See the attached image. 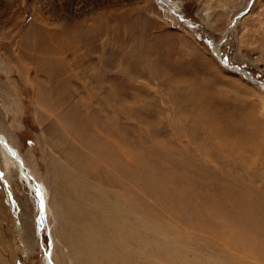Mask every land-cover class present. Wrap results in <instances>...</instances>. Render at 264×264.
Returning a JSON list of instances; mask_svg holds the SVG:
<instances>
[{
    "label": "rangeland",
    "instance_id": "rangeland-1",
    "mask_svg": "<svg viewBox=\"0 0 264 264\" xmlns=\"http://www.w3.org/2000/svg\"><path fill=\"white\" fill-rule=\"evenodd\" d=\"M257 81L264 0H0V264H264Z\"/></svg>",
    "mask_w": 264,
    "mask_h": 264
},
{
    "label": "bare ground",
    "instance_id": "bare-ground-1",
    "mask_svg": "<svg viewBox=\"0 0 264 264\" xmlns=\"http://www.w3.org/2000/svg\"><path fill=\"white\" fill-rule=\"evenodd\" d=\"M224 64V63H223ZM235 69V68H234ZM239 70L243 71L242 68L238 67ZM237 70V69H236ZM254 79V78H253ZM264 84V83H263ZM264 87V85H263ZM0 148L1 150L3 151V156L4 158L6 159L5 161V168L6 170H8L10 168V166L12 167V164L20 171L22 177H24L25 179H28L29 177V174L27 172V170L25 169L24 167V162H23V159L19 153V151L14 148L13 146H11V144L9 143L8 139L0 133ZM40 187V186H39ZM38 185L36 187V192H40L38 189H39ZM34 188V187H32ZM42 189V187H40ZM44 205V204H43ZM45 208V207H43ZM44 210V209H43ZM41 211V210H40ZM46 217H47V213H46ZM43 218V215L41 213V216H40V222H41V219ZM46 221H47V218H46ZM219 221V220H218ZM42 223V222H41ZM222 223V222H221ZM47 228V227H46ZM216 228V227H215ZM218 228V227H217ZM115 229V228H114ZM47 232L48 230L47 229H43L42 230V234L40 236H42V239H43V236L46 235L47 236ZM120 232V231H119ZM124 234V233H123ZM231 236V235H230ZM238 237H240L239 235H237ZM252 236V235H251ZM250 236V237H251ZM119 237V236H118ZM242 237V236H241ZM240 237V238H241ZM253 237V236H252ZM127 238V237H126ZM237 239V238H236ZM253 239V238H252ZM240 240H243V239H240ZM255 241V239H254ZM53 245V243H52ZM52 245H51V253L49 252V249L47 250V253H46V256H45V264H52V252H53V248H52ZM245 250V249H244ZM46 251V249H45Z\"/></svg>",
    "mask_w": 264,
    "mask_h": 264
},
{
    "label": "water",
    "instance_id": "water-1",
    "mask_svg": "<svg viewBox=\"0 0 264 264\" xmlns=\"http://www.w3.org/2000/svg\"><path fill=\"white\" fill-rule=\"evenodd\" d=\"M237 68H238V67H237ZM257 82L260 83V84H262V85H264L262 81H257Z\"/></svg>",
    "mask_w": 264,
    "mask_h": 264
}]
</instances>
